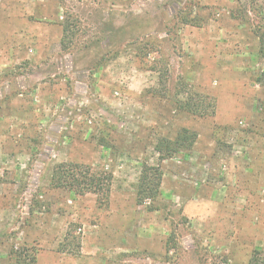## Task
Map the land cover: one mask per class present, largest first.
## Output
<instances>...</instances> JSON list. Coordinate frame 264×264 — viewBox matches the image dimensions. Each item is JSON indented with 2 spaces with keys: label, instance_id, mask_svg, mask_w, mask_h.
Wrapping results in <instances>:
<instances>
[{
  "label": "rangeland",
  "instance_id": "rangeland-1",
  "mask_svg": "<svg viewBox=\"0 0 264 264\" xmlns=\"http://www.w3.org/2000/svg\"><path fill=\"white\" fill-rule=\"evenodd\" d=\"M66 163L110 191L58 188ZM255 251L264 264V0H0V264Z\"/></svg>",
  "mask_w": 264,
  "mask_h": 264
},
{
  "label": "trees",
  "instance_id": "trees-1",
  "mask_svg": "<svg viewBox=\"0 0 264 264\" xmlns=\"http://www.w3.org/2000/svg\"><path fill=\"white\" fill-rule=\"evenodd\" d=\"M189 22H186L188 24ZM193 139V134L187 130H183L175 141H166L165 145L166 151L173 153L178 151L180 147H183L186 143H190ZM187 145L186 147H189ZM156 152L160 154V159L163 158L162 150L157 146L155 148ZM112 174H101L100 176H95L90 168L82 167L75 164H59L55 167L53 171L52 181L53 184L58 188H67L71 191H75L80 195L87 193H94L99 195L101 192L110 191L107 184L112 181ZM162 183L161 172L156 167L146 166L142 172V178L139 185V198L142 199L149 198L152 201L155 200L159 195V190ZM150 211H155L154 208H150ZM260 253L255 251L250 264H259ZM20 261H18L19 263ZM19 264H36L35 258L29 261H22Z\"/></svg>",
  "mask_w": 264,
  "mask_h": 264
},
{
  "label": "crops",
  "instance_id": "crops-1",
  "mask_svg": "<svg viewBox=\"0 0 264 264\" xmlns=\"http://www.w3.org/2000/svg\"><path fill=\"white\" fill-rule=\"evenodd\" d=\"M193 206H196V204L194 203V202H188V204H187V206H186V213H192V211H191V207H193Z\"/></svg>",
  "mask_w": 264,
  "mask_h": 264
}]
</instances>
